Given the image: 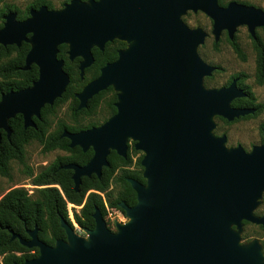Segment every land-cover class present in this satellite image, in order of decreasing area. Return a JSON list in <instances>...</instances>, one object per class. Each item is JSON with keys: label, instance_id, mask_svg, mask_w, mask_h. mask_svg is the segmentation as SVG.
I'll return each instance as SVG.
<instances>
[{"label": "water", "instance_id": "obj_1", "mask_svg": "<svg viewBox=\"0 0 264 264\" xmlns=\"http://www.w3.org/2000/svg\"><path fill=\"white\" fill-rule=\"evenodd\" d=\"M190 10L212 19L215 34L222 29L231 34L240 25L253 33L264 26L260 12L233 4L223 10L216 0L74 1L61 12H31L22 22L14 14L4 18L0 46L30 44L23 70L39 69L29 88L1 95L0 131L7 137L9 120L21 115L24 128L34 127L32 118L65 92L69 78L56 57L59 45L68 44L70 60L82 58V77L93 62V46L102 49L117 38L129 43L76 95L81 110L111 87L115 115L98 128L63 137L71 147L94 152L86 166H67L74 170L76 191L81 176L100 175L110 150L125 158L128 140L143 153L145 180H128L136 204H119L127 222H116L114 233L97 209L95 227L83 229L85 237L61 220L66 240L53 246L39 240L36 228L27 232L28 240L11 231V240L38 250L21 264H264L258 240L240 243L243 221L264 226V217L254 215L264 193V143L245 153L226 147L224 136L214 137L216 117L232 122L254 110L230 106L245 96L234 83L204 86L213 68L196 52L202 32L180 20Z\"/></svg>", "mask_w": 264, "mask_h": 264}, {"label": "trees", "instance_id": "obj_2", "mask_svg": "<svg viewBox=\"0 0 264 264\" xmlns=\"http://www.w3.org/2000/svg\"><path fill=\"white\" fill-rule=\"evenodd\" d=\"M2 1V0H0ZM2 23L0 24V28ZM122 44L108 45L105 56H102L98 51H94L95 66L92 70L87 71L88 77L81 81L79 72L76 69L78 60L73 63L68 62L65 55V46H61L58 58L65 61L64 71L68 74L70 82L63 94V96L56 100L52 107L45 106L41 110L40 121L34 120L36 123L35 129H24L21 116H16L9 121L11 129V136L7 139L6 134L1 131L0 141V175L9 177L8 167L10 162L17 161L21 164L24 162L25 150L24 146L29 142L38 141L46 145V149L59 147L67 149L68 141L60 138V132L56 134H47V128L51 126L50 117L56 113V108L70 101L69 109L73 117V124L68 128L71 131H78L88 129L95 124L82 125L80 116L91 117L96 114V110L100 100L104 95L111 94L106 101V106L109 110V116L115 114L116 109L114 104L116 102V94L112 88L101 92L92 98L86 109L77 110L78 101L75 95L78 94L83 86L93 80L99 75V69L104 64L115 61L117 57V50L122 48ZM30 49L28 44L22 43L19 48L15 46H0V98L2 94L10 91H20L29 88L31 84L37 79L38 71L35 66H32L28 71H22L25 57ZM257 75L260 82L264 81V51L258 55L257 61ZM259 82V83H260ZM252 104V103H250ZM234 105V104H233ZM60 126L62 124H59ZM66 127V126H61ZM80 153V152H79ZM92 153L80 154L76 161L84 164L91 157ZM68 162V161H66ZM110 167L104 170V176L101 180H85L82 183L80 191L75 193L73 184L69 177V172L54 171L37 177L32 181V186H44L58 184L68 203L80 206L84 201V196L89 190H97L100 192H107L109 198V205L111 208H118V202L123 201L126 205L132 206L135 204V194L130 185L125 181L126 177H131L140 182L144 181L139 173L123 174L118 183H111L109 179L115 169L130 165L131 159L128 156L126 160L117 157L114 153L109 158ZM65 163V162H64ZM114 185L118 188V195L116 199H112V192L110 187ZM94 207L99 208L105 212L101 198L98 195L91 194L83 209L81 210V217L75 216L76 222L85 228H93V221L91 214ZM120 210V209H119ZM66 218V202L63 200L59 191L55 188H48L34 190L33 195H29L25 189H13L3 195L0 199V264H21L26 260L36 258L38 256L37 249H27L20 245L18 240H11L12 231L21 238L28 240V231H32L35 227L38 228V238L42 242L53 245L55 241L64 239V232L59 226V217ZM248 225V224H246ZM264 246V244H263Z\"/></svg>", "mask_w": 264, "mask_h": 264}, {"label": "flooded vegetation", "instance_id": "obj_3", "mask_svg": "<svg viewBox=\"0 0 264 264\" xmlns=\"http://www.w3.org/2000/svg\"><path fill=\"white\" fill-rule=\"evenodd\" d=\"M6 1L7 0L0 1V2H3L4 3V9L2 10V12L0 14V22L2 23L1 28L3 27V25L5 23V19L4 18L7 15H9V14H14L15 15V20L18 21V22H22V21H25V20L31 18V12H37L41 8H45L48 12H61V11L65 10L67 6L71 5L74 1H77L78 3H80L82 5H90L91 4V1H93L94 3H97L100 0H64L58 6H55L53 4L52 0H24V1L27 2V4L23 8H19V7L15 6V5H13V4H6L5 3ZM216 4H217V6L220 9H223V10H226L229 7V5H232L233 4V5H237V6H242L244 8L253 9L254 11H258L261 14L264 15V0H216ZM198 13H200L203 16L206 17V19L208 21V24L206 26H202V25L198 24ZM180 20H181V22L189 30H192L193 31V30H198L199 29L202 32V34H203L202 42L197 46L196 52H197L198 57L201 59V61H203L207 66H210V67L213 68V71L210 74V76H207V77H205L203 79V83L205 82V80L212 79V77L215 74H219V73H223L224 72V68L222 66H220L219 64L209 63L207 61V59L203 55V52H206V50L209 51V52H211L212 54H219L220 53V47H221V45L227 44L228 47L230 48V50H232V52L237 56V58L239 60H241L242 62H245L246 61V54H247L246 47L239 40V37H238L240 31H243V33L245 34V37L247 38V40L252 45L251 48H250V50H253V53L255 54L254 55V58H255V61L254 62H255V67H256V71H257L258 55L261 52L264 51V26H256V27H254L253 28V33H251L249 31V28H248L247 25H240V26H237L231 34H229V31L227 29H222L217 34H215L214 33V22H213V20L210 19L208 16H206L201 11H196V12L191 11V10L190 11H187L185 14H183L180 17ZM29 37H30V34L27 35V38H29ZM22 43H25V42H22ZM25 44H28V43H25ZM118 44H122L123 47L117 50V53H116L117 54V57L115 59V61H117L118 58H119V52L120 51H125L128 48V46H129V43H127L126 41L117 38V39H114L112 42L105 43L103 45V48L102 49H99L98 47L93 46L91 48V50H90V53H91L92 58H93V62L90 64V66L84 68V73H83V76L82 77L80 75V65L82 63V58L76 57L73 60H70L69 59V55H68V52H69V46H68V44H61V45H59L57 47L58 52H57L56 57H57V60H61L63 62L62 70L64 71L65 61L63 59L58 58V55L60 53V49L59 48L61 46H65L66 47V49H65V55L67 57L68 62L73 63L74 61L78 60L77 65H76V69L79 72V77H80L81 81H83L85 77L90 78L89 76H87L88 74H86V72L92 70L93 67L95 66L94 51H98L102 56H105L106 48H107L108 45H118ZM28 45L30 46V44H28ZM12 46H14V45H12ZM17 48H19V47H17ZM115 61H113V62H115ZM113 62H111V63H113ZM111 63H107V64H111ZM107 64H104L103 67H105ZM24 66H25V62H24ZM24 66H23V68H24ZM32 66H35L37 68V71L39 70L36 65H31L30 68ZM103 67H101L99 69V75H100V70ZM23 68H22V71H24ZM28 70H26V71H28ZM67 76H68V74H67ZM68 78H69V76H68ZM96 78H94L93 80H95ZM93 80H90L84 86H86L88 83L92 82ZM249 80H250V76H249V74L247 72H245L244 70H237V71H235L233 73H230L228 75L226 81L220 87H210V88L211 89L228 88L229 86H231L234 83L235 84V87L238 90L242 91L245 94V96L244 97H240V98H235L231 102V105L230 106L232 108H236V109H253L254 110L253 114H250V115H247V116H254V115H257L259 112H261L264 109V104H259V103H256V101H253L254 100V96L252 95L253 92H252V89L250 88ZM69 82H70V79H69ZM68 85H69V83H68ZM68 85H67V87H68ZM84 86H83V88H84ZM204 86H205V83H204ZM67 87H66V89H67ZM109 88H111V87H109ZM63 94H62V96H63ZM76 95H75V98H76ZM60 98H58V99H60ZM58 99H56V100H58ZM116 100H117V95H116ZM55 101H54V103H55ZM88 102H87V104H88ZM54 103H53V105H54ZM250 103H252V104H250ZM45 106H49V105H45ZM52 106H49V107H52ZM86 107H87V105H86ZM84 109H86V108H84ZM70 114H71V111H70ZM114 115L115 114L106 117L101 123H89V124H95V125L89 127L88 129L78 130V131H71V130H69L68 128L70 127V125L67 122L65 123V122L59 120V121H56V123H54V121L52 119L53 116L50 117V124H51V126L47 128V132H48L47 134H56L57 132H60V138L66 139L68 141L67 149H62V148H59V147H54V148L46 149V145L45 144L40 143L38 141H33L34 143H37L41 147V152L43 154H48V153H51V152H54V151H60V152H63V154L62 155H57L55 157V159L50 164H48L43 169H41L38 172V174H36L35 176H32L31 184H32V181L34 179H36L37 177L42 176V175H44L46 173H52L50 171L56 168V170H54V171H66V172H69L70 173L69 174V177H70V180H71V182L73 184V190H74L75 193H78L80 191V188L82 186V183L85 180H90V179L93 180V178L94 179H97V180H101L102 179V177L104 176V170L105 169H108V168H111L110 167L109 158H110V156H111L112 153H114L117 157H119V158H121L123 160H126L128 158V156H129L130 159H131V163H130V165H127L125 167H119V168L115 169L114 172L112 173L111 178L109 179V181L111 183H118L119 179L121 178V176L124 173L125 174H134V173H139L140 172V177L144 181V183H142L139 180H136L134 178H131V177H126L125 178V181L128 183V180L129 179H133V180H135V181H137V182H139L141 184H145V180H144V178L142 176L143 168L141 167V164H140V162L142 160V157H143V153L140 152V151H136L134 149V142H132L131 140H128L127 141V151H126V157L125 158L122 157V156H119L115 151L110 150L109 151V154L107 155V163H108V165L107 166H103L101 168L100 175L98 176L97 174L92 173L89 176H81L80 177V185L78 187V190L77 191L75 190L74 179H73L74 170L67 168V166H69V165L78 166V167H84V166H86L90 162V160L92 159V157L94 156V152H93V150H92L91 147L88 148L86 151H83V149L80 148L79 146L71 147L70 146L69 139L66 138V137H63V134L64 133L76 134V133H79V132L88 131V130H90L92 128H98L99 126H101L102 124H104L107 120H109ZM16 116H18V115H16ZM19 116H21V115H19ZM247 116L240 117L238 119H235L232 122H228V121H226L225 119H223L221 117H216L215 119L220 120V121H222L224 123L230 124V123H233V122L242 120V119L246 118ZM14 118H12V119H14ZM40 119H41V112H40V117L39 118H36V117H33L32 118V121H33V123L35 125L34 127L24 128V123H23V128L24 129H29V128L30 129H35L36 128V123H35L34 120L40 121ZM70 119H71V121H73V117L72 116H70ZM22 122H23V117H22ZM59 124H62L63 126H66V127H61L62 125L60 126ZM89 124H87V125H89ZM8 125H9V122H8ZM9 128H10V126H9ZM258 134L261 135L260 142L258 144H255V145L250 146V148H246L242 144H239V143H236V144H234L232 146H228L227 145L228 144L227 134L225 132H222V133L219 132V126L217 125V123H216V127H215V129L213 131L214 137L219 138V137L224 136L226 138V147H228V148L241 147L242 150L245 153H250L252 151L253 147H255V146H261L264 143V125H262V126L259 127ZM10 136H11V129H10ZM10 136L7 137V134H6L7 139L10 138ZM33 142H29L27 145L24 146V150H25L24 162H23V164H21V163L18 162L20 165H25L26 148H27V146H29ZM88 152H91L92 155H91V157L88 159V161L86 163L81 164L80 162L76 161L77 157H79L80 154H86ZM66 161H68V162H66ZM10 164H11V162H10ZM10 164H9V167H8L9 177H7V178H10V168H11L10 167ZM32 187H33L34 190L35 189L42 190V189H48V188H55V189H57L59 191V193L62 196L63 200L66 202V218H64L62 216L59 217V226H60L61 230H63L62 227H61V220H63L80 237H85L86 236L84 234V232H83V229L92 230L95 227V221H94L93 215H94L96 209L100 212V214L102 216V219H103V221L106 224L107 229L110 230L113 233L116 231V229H115V223L117 222L115 220L116 216L118 214H120V215H123L126 218L124 210L119 207V204L120 203H124V202L123 201L118 202L117 205H118V208L120 210L119 209H116V208H111L110 205H109V198L107 197L108 191L107 192L106 191L105 192H100V191H97V190H89L85 194L84 201L82 202V204L80 206H76V205H73V204L68 203L66 201V198H65V196H64V194H63V192L61 190V187L58 184L44 185V186H32ZM14 189H25V188L19 187V188H14ZM11 190H13V189H11ZM11 190H9L8 192H10ZM109 191L112 192V196H113L112 199L113 200L116 199L117 198V195H118V192L114 193L112 186L110 187V190ZM27 192L29 194V191H27ZM33 194H34V192H32L29 195L31 196ZM91 194L98 195L101 198L102 203H103V206H104V209H105V212L104 211L102 212L99 208L94 207L93 213L91 214V218H92V221H93V228H90L89 229V228L81 227L76 222L74 215L76 214L79 217H81V210L83 209L84 205L87 202L88 197ZM134 194H135V192H134ZM263 197H264V193L262 195V198ZM262 198H261V200H262ZM260 203H261V201H260ZM135 204H136V194H135ZM134 205H132V206H134ZM68 206H69V208H68ZM70 206L72 208H70ZM127 206L128 207H132V206H129V205H127ZM259 206H260V204H259ZM259 206L256 209H258ZM255 213H256V210L254 211V215L255 216H257L259 218L264 217V214L257 215ZM246 224L249 225L250 223L243 221L242 227H244V225H246ZM251 225H253L255 227H258L259 229H261V230L264 231V226H262V225H254V224H251ZM36 229H37V233H38V228H36ZM63 232H64V230H63ZM60 240H66L65 232H64V239H60ZM55 242H54V244H55ZM261 246H262V250H263V253H264V246H263V244H261Z\"/></svg>", "mask_w": 264, "mask_h": 264}, {"label": "rangeland", "instance_id": "obj_4", "mask_svg": "<svg viewBox=\"0 0 264 264\" xmlns=\"http://www.w3.org/2000/svg\"><path fill=\"white\" fill-rule=\"evenodd\" d=\"M64 0H52L55 6H58ZM6 4H13L19 8L26 6L27 2L24 0H7ZM4 9V3L0 2V14ZM1 24V22H0ZM198 24L206 26L208 21L205 16L198 13ZM239 40L246 47V61L242 62L237 58V56L230 50L227 44H223L220 47L219 54H212L207 51L203 52L204 57L209 63L219 64L224 68L223 73L215 74L212 79L205 80V87H220L227 79L230 73H233L237 70H244L250 76L249 85L252 89V95L256 103L264 104V81L260 82L258 75L256 74L255 67V58L253 50H250L251 43L245 37L243 31L239 33ZM5 61L1 60L0 62ZM257 77H256V76ZM2 79L0 78V82ZM260 82V83H259ZM111 94L104 95L101 98L100 103L97 108L96 114L91 117L80 116V122L82 125H87L89 123H101L106 117L109 116V110L106 106V101L109 99ZM70 101H67L64 104L59 105L56 108V113L53 116V121H63L67 122L69 125L73 124V121L70 119ZM215 124L219 126V132H225L228 137V146H232L236 143L242 144L246 148L258 144L261 140V135L258 134L259 127L264 125V109L254 116H247L246 118L227 124L220 120L214 119ZM63 152L54 151L48 154H43L41 152V147L37 143H31L26 148V158L25 165H20L16 161H12L10 164V178L0 175V199L5 195L9 190L14 188H25L29 191V194L34 192V189L31 185L32 176L38 174V172L43 169L45 166L50 164L57 155H62ZM114 193L118 191V188L112 185ZM69 208V206H68ZM70 208H72L70 206ZM257 215L264 214V197L261 200L260 206L256 209ZM115 216V215H114ZM118 223H126L127 219L118 214L115 218ZM258 240L260 244H264V231L255 227L251 224L244 225L243 231L241 233V244L248 243L252 240ZM1 260V257H0Z\"/></svg>", "mask_w": 264, "mask_h": 264}]
</instances>
